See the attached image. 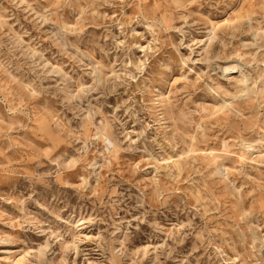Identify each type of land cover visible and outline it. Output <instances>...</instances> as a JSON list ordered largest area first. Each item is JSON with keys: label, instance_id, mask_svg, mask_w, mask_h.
<instances>
[{"label": "rangeland", "instance_id": "rangeland-1", "mask_svg": "<svg viewBox=\"0 0 264 264\" xmlns=\"http://www.w3.org/2000/svg\"><path fill=\"white\" fill-rule=\"evenodd\" d=\"M0 264H264V0H0Z\"/></svg>", "mask_w": 264, "mask_h": 264}, {"label": "bare ground", "instance_id": "bare-ground-1", "mask_svg": "<svg viewBox=\"0 0 264 264\" xmlns=\"http://www.w3.org/2000/svg\"><path fill=\"white\" fill-rule=\"evenodd\" d=\"M238 68V65L235 63V62H226L225 64H221V69L224 71V70H234ZM109 139V138H108Z\"/></svg>", "mask_w": 264, "mask_h": 264}]
</instances>
